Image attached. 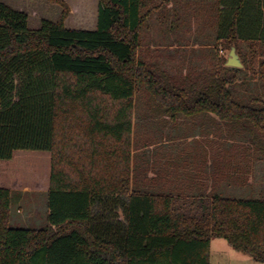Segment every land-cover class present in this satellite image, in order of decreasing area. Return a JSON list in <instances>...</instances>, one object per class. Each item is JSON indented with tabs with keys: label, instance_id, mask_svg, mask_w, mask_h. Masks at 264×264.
<instances>
[{
	"label": "trees",
	"instance_id": "obj_1",
	"mask_svg": "<svg viewBox=\"0 0 264 264\" xmlns=\"http://www.w3.org/2000/svg\"><path fill=\"white\" fill-rule=\"evenodd\" d=\"M148 1L99 0L95 29L66 27L65 3L31 29L0 1V160L51 153L44 220L13 224L22 191L0 187V264H211L216 237L264 263V190L134 187L132 162L145 96L172 117L216 115L225 152L264 164V0H186L207 6L204 47L140 52L149 22L163 29L149 44L169 38L171 15L180 25L166 4L181 0ZM218 44L243 66H227Z\"/></svg>",
	"mask_w": 264,
	"mask_h": 264
},
{
	"label": "rangeland",
	"instance_id": "obj_2",
	"mask_svg": "<svg viewBox=\"0 0 264 264\" xmlns=\"http://www.w3.org/2000/svg\"><path fill=\"white\" fill-rule=\"evenodd\" d=\"M16 9L23 10L29 15V27L31 29H37L41 26L42 20L48 19L56 21L60 18L61 14L67 8V15L64 24L68 28H93L96 26L97 13L99 0H60L63 4L55 2L54 0H0ZM161 0H149L148 8L152 3H158ZM66 4V8L64 7ZM167 11L172 14L174 8H177L179 14V26L175 24L174 29L171 28V24L177 20L174 19V15L168 18V24L165 26V31L169 32L168 39H162L156 43H150L153 36L157 33L163 32V29L158 30V26L149 22V26L145 29L146 41L142 44L140 52L151 50H173L180 44H185L187 50H199L201 43L197 41L196 37L200 40H209L205 38L206 33L210 27L203 23V17L207 13V6L200 5L196 2L170 1L166 4ZM209 7V6H208ZM194 10V14H189ZM189 14V15H188ZM174 30V31H173ZM158 31V32H157ZM176 31V32H175ZM175 36L180 33V39L177 40ZM180 41V42H177ZM162 45H156V44ZM149 44V45H146ZM173 44L174 46H170ZM220 49L221 54L229 57V50H223L222 45H217V50ZM169 58V59H167ZM163 56L157 58L152 57V60L161 62H168L163 66L170 67L176 62V58ZM178 59V58H177ZM149 104L147 99H142L136 104L134 119L136 116H141L149 110ZM137 120V118H136ZM134 121V141L141 143L144 140L153 141L154 135L158 134L157 130L159 126L157 123L142 121L141 123ZM225 129V127H223ZM226 130V129H225ZM224 130V132H225ZM189 132V128L185 127L184 132ZM183 132V133H184ZM225 152V151H224ZM227 153V152H225ZM225 155L224 173L226 175L231 174L235 169L232 168V161L227 160ZM241 165L240 174H243L240 178V183H234L233 186L224 185L222 190L225 194L234 196H250L257 195L260 191L264 190V164H260L254 160H236ZM230 166L228 167L227 165ZM246 165H248V172H245ZM51 174V153L43 150H17L14 156L10 160H0V186L7 187L13 191L21 192L24 188L39 191L41 188L49 187ZM245 180V182L242 181ZM38 196V193H34L31 196L21 195V199L13 204V224L28 226L41 222L46 216V196ZM211 264H264L253 260L247 253L235 250L232 248L224 238H213L211 242L210 253Z\"/></svg>",
	"mask_w": 264,
	"mask_h": 264
},
{
	"label": "crops",
	"instance_id": "obj_3",
	"mask_svg": "<svg viewBox=\"0 0 264 264\" xmlns=\"http://www.w3.org/2000/svg\"><path fill=\"white\" fill-rule=\"evenodd\" d=\"M96 26L76 29H95ZM149 108L141 116L137 115L134 121L157 123L160 130H157L158 134L154 135L153 141L136 143L133 137L134 187H158L163 190L179 187L188 191L189 187L190 191L199 187L211 191L214 187L241 184L243 174H240L241 165L236 160H248V157L224 152L225 132L223 126L218 125L216 115L172 117L151 106ZM185 127L189 128V132H184ZM224 154L227 160L232 161V168L235 169L228 175L224 173ZM248 171L246 165L245 172ZM242 181L245 182L244 179ZM48 190L49 187L39 191L28 188L21 191L25 196L38 193V196L43 197Z\"/></svg>",
	"mask_w": 264,
	"mask_h": 264
},
{
	"label": "water",
	"instance_id": "obj_4",
	"mask_svg": "<svg viewBox=\"0 0 264 264\" xmlns=\"http://www.w3.org/2000/svg\"><path fill=\"white\" fill-rule=\"evenodd\" d=\"M226 65L231 66V67H242L243 66L241 58L239 54L237 53L235 46H232L229 51V57H228Z\"/></svg>",
	"mask_w": 264,
	"mask_h": 264
}]
</instances>
